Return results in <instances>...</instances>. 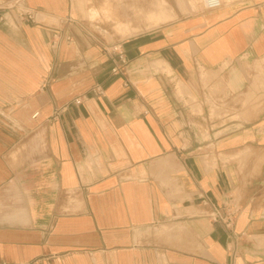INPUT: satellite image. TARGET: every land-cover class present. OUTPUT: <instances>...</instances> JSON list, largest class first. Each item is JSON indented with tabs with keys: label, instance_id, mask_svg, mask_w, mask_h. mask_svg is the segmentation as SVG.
Here are the masks:
<instances>
[{
	"label": "crops",
	"instance_id": "obj_1",
	"mask_svg": "<svg viewBox=\"0 0 264 264\" xmlns=\"http://www.w3.org/2000/svg\"><path fill=\"white\" fill-rule=\"evenodd\" d=\"M200 3L109 47L72 0L3 14L0 264H264V0Z\"/></svg>",
	"mask_w": 264,
	"mask_h": 264
},
{
	"label": "rangeland",
	"instance_id": "obj_2",
	"mask_svg": "<svg viewBox=\"0 0 264 264\" xmlns=\"http://www.w3.org/2000/svg\"><path fill=\"white\" fill-rule=\"evenodd\" d=\"M188 1H193L191 2L192 8H190L191 6L189 8L173 7V4L176 3L170 0L167 1V4L163 0H158V2L157 0H72V15L80 26L92 35L96 41L109 47L127 37L122 35L123 32L119 30L120 27L127 31L129 26L136 33L155 28L153 27V19L150 18V13H163V8L166 5L168 15L172 17L159 26L186 16L201 8V0ZM151 4H158L159 7L152 9ZM158 19L160 17L156 18L154 22ZM246 97L244 103L240 105V113L248 112L247 114L257 115L260 111L258 109V102L261 96L249 95ZM236 109V106L232 107L230 105V99H228L225 100V103L220 109V113L225 117L228 115L227 118H229L230 113L233 111L236 112ZM242 117L247 120L250 116Z\"/></svg>",
	"mask_w": 264,
	"mask_h": 264
},
{
	"label": "built area",
	"instance_id": "obj_3",
	"mask_svg": "<svg viewBox=\"0 0 264 264\" xmlns=\"http://www.w3.org/2000/svg\"><path fill=\"white\" fill-rule=\"evenodd\" d=\"M23 0H0V20L2 19V16L5 12L13 11L15 12L18 17L23 20H34L33 14L25 10L21 7V3ZM202 5L207 10H215L222 6V0H201ZM53 44H55L53 42ZM127 65L126 58L119 53L118 54V63H116L112 69L114 73H120L124 70L125 66ZM47 81L43 82L42 87L47 86ZM90 93H92L94 96L100 97L103 95V89L100 85L95 84L90 89ZM86 97V94H79L77 96H74L70 102H67L63 104L60 109L64 110L68 103H72L75 105L81 104L83 99ZM59 109V110H60ZM58 111V110H57ZM239 211V207H237L235 204H228L225 208L224 215L220 214L215 208L211 213L212 220L214 222L221 221L223 223H226L227 225L231 223L232 218L234 215ZM229 251H231V248H228Z\"/></svg>",
	"mask_w": 264,
	"mask_h": 264
},
{
	"label": "bare ground",
	"instance_id": "obj_4",
	"mask_svg": "<svg viewBox=\"0 0 264 264\" xmlns=\"http://www.w3.org/2000/svg\"><path fill=\"white\" fill-rule=\"evenodd\" d=\"M159 7V6H158ZM162 7V6H161ZM162 12V11H161ZM158 13V12H157ZM47 18V17H46Z\"/></svg>",
	"mask_w": 264,
	"mask_h": 264
}]
</instances>
